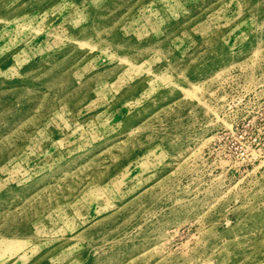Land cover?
Returning <instances> with one entry per match:
<instances>
[{"label": "rangeland", "instance_id": "obj_1", "mask_svg": "<svg viewBox=\"0 0 264 264\" xmlns=\"http://www.w3.org/2000/svg\"><path fill=\"white\" fill-rule=\"evenodd\" d=\"M0 264H264V0H0Z\"/></svg>", "mask_w": 264, "mask_h": 264}]
</instances>
